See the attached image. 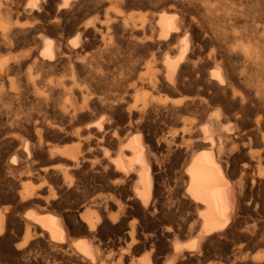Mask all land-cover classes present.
I'll list each match as a JSON object with an SVG mask.
<instances>
[{"label":"bare ground","instance_id":"6f19581e","mask_svg":"<svg viewBox=\"0 0 264 264\" xmlns=\"http://www.w3.org/2000/svg\"><path fill=\"white\" fill-rule=\"evenodd\" d=\"M0 102L8 264H191L264 208V0H0Z\"/></svg>","mask_w":264,"mask_h":264},{"label":"rangeland","instance_id":"374dc122","mask_svg":"<svg viewBox=\"0 0 264 264\" xmlns=\"http://www.w3.org/2000/svg\"><path fill=\"white\" fill-rule=\"evenodd\" d=\"M148 8H137V7H132V8H122V14L130 15L133 18L139 17L140 14H145ZM100 12V13H99ZM91 11L89 9H83L82 13L81 11L79 13H76L78 15H75L74 17H71L67 20L65 23L66 26H71L73 24L79 23L84 21L85 19H89L93 17L96 14H102L101 11ZM82 14H84L82 16ZM79 16V17H78ZM63 34L67 37H70L71 35L74 34L73 31H66L63 32ZM110 41V37H108ZM26 45V46H25ZM31 47V43H23L20 45V47H16L9 49L6 51V55H11L14 53H18L20 51H23L27 48ZM8 53V54H7ZM103 64L106 63L104 59L102 60ZM0 102V106H1ZM23 109L26 111H34V108H32L29 104L23 105ZM3 134L0 132V138L2 139ZM0 139V140H1ZM3 151V149L0 150V152ZM178 167L174 165H166L165 169L163 170V182L166 188L170 189L169 186L172 185V180L175 178ZM173 171V172H172ZM1 172V170H0ZM175 175H174V174ZM166 174V175H165ZM173 176V177H172ZM254 176V175H253ZM233 179H236L237 176H233ZM252 177V175H250ZM165 179V180H164ZM167 183H166V182ZM251 197L250 199L257 200L258 203V192H251ZM254 195V196H253ZM256 199H255V198ZM246 202H249V199L247 198L245 200V210L247 211H241L240 214L238 215V220H237V225L235 230H233L230 234L227 233L226 235H220L218 236L214 241H212L211 244L208 245L206 251L200 255H196L197 259L193 260L191 264H257L254 255L261 256L264 254V244L262 242L263 237L261 236L264 234V208H260L257 204L253 202H249L250 209H248V205ZM247 206V207H246ZM260 209H258V208ZM257 209L260 211H257ZM256 210V211H255ZM255 211V212H254ZM244 212V213H243ZM258 213V214H257ZM261 213V214H260ZM251 223V224H250ZM257 225V226H256ZM250 232L247 236L243 234V231L246 230ZM260 228V230H259ZM262 229V230H261ZM256 230V231H255ZM14 230L8 229L7 230V235L11 236L14 234ZM254 231V234H253ZM260 231L261 234H260ZM13 232V233H12ZM242 232V234H241ZM227 236V237H226ZM188 235L181 236L179 239L180 240H187ZM7 242V239L4 237H0V264H8V256L6 251H4L5 243ZM124 246V244L122 243ZM121 244H112L113 249H119ZM257 245V246H256ZM147 251L138 246L136 249L132 251V254L134 257H142L144 254H146ZM235 254V255H233ZM260 254V255H259ZM6 256V257H5ZM239 257V258H238ZM7 259V260H6ZM167 258H165L164 255H160L159 261L156 264H166L167 263ZM4 261V262H3ZM7 261V262H6ZM165 261V262H164Z\"/></svg>","mask_w":264,"mask_h":264}]
</instances>
